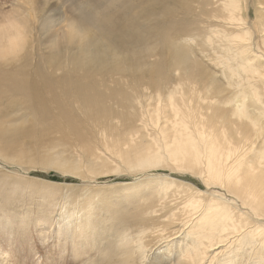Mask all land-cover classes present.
Returning <instances> with one entry per match:
<instances>
[{
    "label": "bare ground",
    "instance_id": "1",
    "mask_svg": "<svg viewBox=\"0 0 264 264\" xmlns=\"http://www.w3.org/2000/svg\"><path fill=\"white\" fill-rule=\"evenodd\" d=\"M258 1L261 9L255 8L256 15L251 16L256 17L252 30L243 35L235 34L234 39L225 32H213L203 43H219L220 49L214 51V57L223 70L230 71L231 76H236L239 81L235 84L234 93L231 96L224 95L223 99L210 95L211 92L219 93V88L211 89L212 85L204 92V97L198 96L195 91L189 92L195 83L188 73L181 74L187 70L185 62L174 63V73L178 78L173 87L165 92L157 77L163 71L156 62L151 64L153 72L149 76L135 78L132 83L133 86L143 85V90L151 89L149 95L143 94L142 97L140 94L136 96L135 92H111V88L105 84L110 82L102 75H94L88 85L86 81L90 75L103 66V63L91 61L90 58L84 64H79L80 70H77L76 75L67 76L61 83L58 79L53 84L44 82L30 86L33 103L42 108L52 104L53 101L47 100L48 96L50 99H61L54 89L57 85L68 91L71 88V92H63L64 96H77V110L83 118L75 122L71 131L59 126L63 133L61 136L69 142L70 148L81 147L84 153L72 158L53 151V147V152L41 151L40 147L33 145L28 148V131L27 134L19 135L18 145H2L3 157L17 163L8 164L27 171L39 167L53 169L89 181L120 171L119 174L126 173L133 178L125 188L121 187V181L105 183L99 187L95 203L90 206L83 203L75 205L69 199H63L60 206L63 211L58 216L60 222H67L60 226L65 236H71V231L77 230L78 223L90 221L92 217V222L102 217L99 220L101 222H98L101 226L107 220L105 228L100 226L99 230L108 231L113 221L110 217L117 219V215L110 216L112 210H103V214L96 212V209L105 208L98 200L111 194L128 200L133 193L130 199L136 198V201L128 206L132 217L119 220L118 226L123 231L118 233L117 240L111 242L117 247L116 254L107 256L106 260L116 259L121 264L134 252L145 254L150 236L163 239L164 234L169 231L172 233L171 229L180 223L187 227L186 236L176 244L175 240L173 244L177 248L169 251L176 254V264H264V0ZM128 8L125 7L126 10ZM208 8L211 11L207 10L203 15L210 17L216 24L246 25L250 22L249 12H238L234 2H222L217 6L209 4ZM21 22L25 24L23 20ZM32 23L36 24L38 20L34 18ZM215 26L217 29L218 26ZM188 31L201 33V30L190 25ZM133 34L131 41L128 32L122 45H128L131 41L132 45L139 47L135 42L138 31ZM97 37L98 42L101 41V36ZM183 40L191 41L192 35H187ZM246 44L251 46L239 48ZM83 45L77 51L89 50L91 55L90 40H84ZM49 46L54 49L57 42ZM150 47L151 44H144L143 49H148V53ZM228 47L234 51L229 53L226 51ZM122 49L130 55L135 52V48L130 46ZM149 54L152 57L146 61H152L153 54ZM230 54L234 55L233 59L229 57ZM120 56L117 50V54L110 56L111 62H117ZM235 60H239V64ZM87 88H104L106 92L98 91L96 95L90 96ZM90 94L93 95V92ZM143 98L148 101L152 98L155 105H148L145 111ZM106 104L117 107L129 104L130 112L124 116L123 112L109 115L107 122L102 125L91 113ZM15 111L16 107L11 105L7 115ZM66 114L59 113V123L65 126L75 124L71 117L65 118ZM22 119H26V116ZM127 120L133 121L125 125L123 122ZM88 126H92L96 132L95 139L86 141H94L72 145L74 132H86ZM142 127L146 132H143ZM124 138L127 140L123 141ZM160 168H166L171 173H182L194 180L197 178L203 186L211 187V192L200 193L204 191H196L191 181L176 179L171 173H153ZM147 222L151 225L147 226ZM166 246L169 250V245Z\"/></svg>",
    "mask_w": 264,
    "mask_h": 264
},
{
    "label": "rangeland",
    "instance_id": "2",
    "mask_svg": "<svg viewBox=\"0 0 264 264\" xmlns=\"http://www.w3.org/2000/svg\"><path fill=\"white\" fill-rule=\"evenodd\" d=\"M222 2L236 3L238 12L248 11L250 22L246 25L216 24L210 17L203 15L205 11H211L209 4L217 6ZM126 6H129L127 10ZM255 8L261 9L258 0H0V17L10 16L20 22L23 20L31 35L30 49L24 59L11 66H0V71L3 72L0 73V264H120L118 260H106V257L115 256L117 247L111 242L117 240L120 235L118 233L123 231L118 226L119 220L132 217L128 206L136 201V198L130 199L133 193L128 200L113 194L103 196L98 202L105 208L95 211L112 210L110 216L117 215V219L110 217L113 221H109L108 231L99 230L101 225L98 222H101L99 220L102 217L94 222L91 221L92 217L88 223H78V227L74 223L77 230L71 231V236H65L66 233L60 226L67 222H60L58 216L63 211L60 207L63 199H69L75 205L83 203L90 206L95 203L99 187L105 183L121 181V187L125 188L133 178L126 173L119 174L120 171L89 181L75 175H64L53 169L39 167L27 171L8 164L16 162L3 157L2 145H18L19 135L27 134L28 131V148L31 145L40 147L41 151H52L54 148L53 151L72 158L80 157L84 153L81 147L70 148L69 142L61 136L63 133L59 124L71 131L76 125L75 122L83 118L77 110V96H64L63 92H71V88L68 91L60 84L57 85L54 89L61 99H50L48 96L47 100L53 102L48 108H42L33 103L30 86L44 82L53 84L58 79L61 83L67 76L76 75L77 70H80L79 64H84L90 58L91 61L103 63V66L90 75L86 81L88 85L94 75H102L110 82L105 84L111 88V92H135L136 96L140 94L142 97L143 94L149 95L151 89L143 90V85L133 86L132 83L135 78L149 76L153 72L151 64L156 62L162 69V74L158 73L157 77L165 92L173 87L178 78L174 73V63L185 62L187 70L181 74L188 73L195 83L189 92L195 91L198 96L204 97V92L212 85L211 89L219 88V93L211 92L210 95L223 99L224 95L231 96L234 93L235 84L239 81L236 76H231L230 71L223 70L214 57V51L220 49L219 43H203L213 32H225L234 39L235 34L243 35L252 30L256 17L251 16L256 15ZM69 17L77 20L86 30L87 39L91 43V55L89 50L77 51L84 46V40L70 42L65 38L61 21ZM34 18L38 23H32ZM188 25L201 30V33H190ZM215 25L218 26L217 29ZM135 31H138L135 42L139 47L131 43ZM128 32L131 37L130 44L122 45ZM189 34L192 35V40L184 41ZM98 35L101 36L99 42L98 37L96 38ZM54 41L57 46L51 49L49 44ZM143 43L151 44L148 53V49H143ZM128 46L135 48L134 54L123 51L122 48ZM248 46L251 44L239 48ZM117 50L121 56L117 62H111L110 56L117 54ZM226 51L232 53L234 49L228 47ZM149 53L153 54L152 61H146L148 57H152ZM229 57L233 59L234 55L230 54ZM235 61L239 64V60ZM221 90L225 93L222 94ZM86 91L88 95L94 96L98 91L106 92V89L87 88ZM91 91L93 95L90 94ZM142 102L145 111L149 108L148 105H155L152 98L149 101L143 98ZM11 105L16 107V111L7 115ZM58 112L67 113L65 118L71 117L75 124L65 126L59 123ZM122 112L123 116L129 114V104H122L120 107L106 104L91 114L104 125L109 115ZM24 116L26 119H22ZM132 121L123 123L127 125ZM142 129L146 132L145 128ZM95 132L92 126H88L86 132H74L72 145L92 143ZM91 138L94 139L86 141ZM96 138L99 140L98 135ZM153 173L170 175L171 172L160 168ZM176 173L171 174L176 179L191 181L196 186V191L211 192V187L203 186L199 179L196 178V181L182 173ZM106 221L102 224V229L105 228ZM146 225L150 226L151 223L147 222ZM182 227V224H176L171 229L172 233L169 231L164 234L163 239L150 236L145 254L134 252L121 264H176V254L169 251L177 248L173 244L175 240L176 244L185 238L187 227ZM166 245H169V250Z\"/></svg>",
    "mask_w": 264,
    "mask_h": 264
},
{
    "label": "clouds",
    "instance_id": "3",
    "mask_svg": "<svg viewBox=\"0 0 264 264\" xmlns=\"http://www.w3.org/2000/svg\"><path fill=\"white\" fill-rule=\"evenodd\" d=\"M68 41L86 40V30L73 18L61 21ZM31 45L27 25L13 17H0V66H11L24 59Z\"/></svg>",
    "mask_w": 264,
    "mask_h": 264
}]
</instances>
